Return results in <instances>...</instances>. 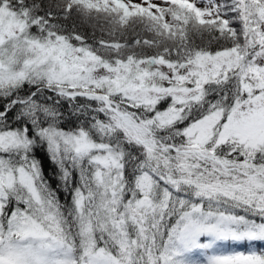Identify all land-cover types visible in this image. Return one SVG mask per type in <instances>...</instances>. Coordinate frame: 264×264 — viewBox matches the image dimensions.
Returning <instances> with one entry per match:
<instances>
[{
  "label": "snow or ice",
  "instance_id": "1",
  "mask_svg": "<svg viewBox=\"0 0 264 264\" xmlns=\"http://www.w3.org/2000/svg\"><path fill=\"white\" fill-rule=\"evenodd\" d=\"M0 264H264V0H0Z\"/></svg>",
  "mask_w": 264,
  "mask_h": 264
},
{
  "label": "trees",
  "instance_id": "2",
  "mask_svg": "<svg viewBox=\"0 0 264 264\" xmlns=\"http://www.w3.org/2000/svg\"><path fill=\"white\" fill-rule=\"evenodd\" d=\"M38 155H39V158L44 161V169H45L46 175L51 177L52 176V167L50 166L49 161L47 160L45 153L41 150V152ZM51 183L53 186H55L57 181L55 179H53L51 181ZM62 199H63V197H62Z\"/></svg>",
  "mask_w": 264,
  "mask_h": 264
},
{
  "label": "rangeland",
  "instance_id": "3",
  "mask_svg": "<svg viewBox=\"0 0 264 264\" xmlns=\"http://www.w3.org/2000/svg\"><path fill=\"white\" fill-rule=\"evenodd\" d=\"M136 3H140V0H135Z\"/></svg>",
  "mask_w": 264,
  "mask_h": 264
}]
</instances>
